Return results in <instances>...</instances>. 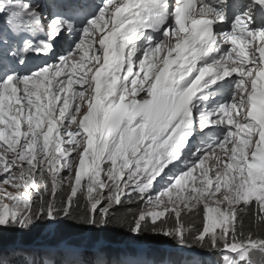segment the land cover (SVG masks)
Instances as JSON below:
<instances>
[{
  "label": "snow or ice",
  "instance_id": "snow-or-ice-1",
  "mask_svg": "<svg viewBox=\"0 0 264 264\" xmlns=\"http://www.w3.org/2000/svg\"><path fill=\"white\" fill-rule=\"evenodd\" d=\"M45 7L0 0V264H256L264 0Z\"/></svg>",
  "mask_w": 264,
  "mask_h": 264
},
{
  "label": "rangeland",
  "instance_id": "rangeland-1",
  "mask_svg": "<svg viewBox=\"0 0 264 264\" xmlns=\"http://www.w3.org/2000/svg\"><path fill=\"white\" fill-rule=\"evenodd\" d=\"M0 15L2 16V17H4V13L3 12H0ZM76 87V86H75ZM255 260H256V264H264V257H261V256H259V255H257L256 257H255Z\"/></svg>",
  "mask_w": 264,
  "mask_h": 264
},
{
  "label": "bare ground",
  "instance_id": "bare-ground-1",
  "mask_svg": "<svg viewBox=\"0 0 264 264\" xmlns=\"http://www.w3.org/2000/svg\"><path fill=\"white\" fill-rule=\"evenodd\" d=\"M76 87H78V86H76Z\"/></svg>",
  "mask_w": 264,
  "mask_h": 264
}]
</instances>
